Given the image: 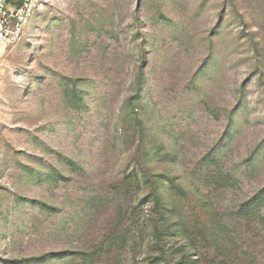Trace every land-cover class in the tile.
<instances>
[{"label":"rangeland","instance_id":"obj_1","mask_svg":"<svg viewBox=\"0 0 264 264\" xmlns=\"http://www.w3.org/2000/svg\"><path fill=\"white\" fill-rule=\"evenodd\" d=\"M0 69V264H149L154 191L173 262L264 264V0H42Z\"/></svg>","mask_w":264,"mask_h":264},{"label":"trees","instance_id":"obj_2","mask_svg":"<svg viewBox=\"0 0 264 264\" xmlns=\"http://www.w3.org/2000/svg\"><path fill=\"white\" fill-rule=\"evenodd\" d=\"M140 122V121H139ZM141 124V123H140ZM154 204L156 208V213L158 216V219L156 221V224L154 225L153 234H154V242L153 246L156 252L159 253V255L154 256L149 264H177L170 259V257L167 256L165 252V236L167 235V223L165 221V214L163 212L162 208V199L158 191H154ZM258 197H253L249 202L250 209H253L257 204H259L261 201H264V189L262 192H260ZM47 206V205H45ZM53 211L56 210L55 207H49ZM163 218V219H162ZM264 223V218L261 221ZM111 248V247H110ZM110 248H104L101 252L97 253H88L83 252V256L81 259V264H111V261L109 259V256L111 255V249ZM40 259L42 257H39ZM30 257L26 259L28 262H32L33 260L39 259Z\"/></svg>","mask_w":264,"mask_h":264},{"label":"built area","instance_id":"obj_3","mask_svg":"<svg viewBox=\"0 0 264 264\" xmlns=\"http://www.w3.org/2000/svg\"><path fill=\"white\" fill-rule=\"evenodd\" d=\"M41 3L42 0H0V44L20 40Z\"/></svg>","mask_w":264,"mask_h":264}]
</instances>
